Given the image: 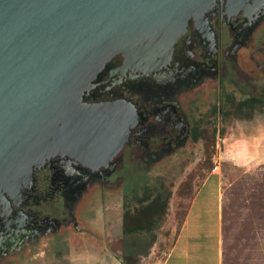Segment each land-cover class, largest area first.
Segmentation results:
<instances>
[{"label":"water","instance_id":"obj_1","mask_svg":"<svg viewBox=\"0 0 264 264\" xmlns=\"http://www.w3.org/2000/svg\"><path fill=\"white\" fill-rule=\"evenodd\" d=\"M214 3L0 0V192L54 154L90 168L115 155L137 116L126 101L86 102L105 63L121 53L124 71L160 72L189 20Z\"/></svg>","mask_w":264,"mask_h":264},{"label":"flooded vegetation","instance_id":"obj_2","mask_svg":"<svg viewBox=\"0 0 264 264\" xmlns=\"http://www.w3.org/2000/svg\"><path fill=\"white\" fill-rule=\"evenodd\" d=\"M246 5L245 10L232 9L226 0H215L201 18L190 19L160 72L134 73L131 67L124 71L121 53L105 63L86 102H129L137 118L126 142L95 168L69 155L48 156L13 190H2L0 264L8 258L20 262L40 249L37 244L43 238L53 242L63 230L89 236L96 248H116L111 226L101 236L90 235L72 205L80 201L83 207L89 190L111 187L123 178L125 160L141 146L149 159H156L195 139L188 108L198 92L213 89L218 100L221 94L233 101L236 96L240 108H264V0H247Z\"/></svg>","mask_w":264,"mask_h":264},{"label":"rangeland","instance_id":"obj_3","mask_svg":"<svg viewBox=\"0 0 264 264\" xmlns=\"http://www.w3.org/2000/svg\"><path fill=\"white\" fill-rule=\"evenodd\" d=\"M230 92L233 91L228 94ZM220 97L218 100L212 89L200 91L192 98L188 117L195 139L180 142L156 159H149L147 150L141 146L125 160L123 178L116 179L111 187L89 190L83 207L80 201L72 205L79 223L90 235L101 236L105 227L111 226L110 233L116 241L114 249L121 264L160 263L181 226L189 198L208 174L214 175L207 177L190 218L198 215L200 225L215 228L219 214L218 177L221 264H264V227L257 229L254 225V235H246L243 223L247 211L240 205L246 202L242 188L248 187L252 182L250 178L264 166V108L255 107L251 111L250 105L240 108L236 96V101L223 94ZM237 107L240 110L236 111ZM245 116L250 118L245 119ZM214 166L217 169L212 171ZM157 191L168 198L153 228L124 233V211L131 213ZM223 205L225 213L222 215ZM202 216L207 220L203 221ZM91 241L89 236L63 230L53 242L43 238L37 244L40 249L20 262L8 258L5 264H73L72 257L68 260L71 251L93 249ZM86 254L75 262L85 263Z\"/></svg>","mask_w":264,"mask_h":264},{"label":"crops","instance_id":"obj_4","mask_svg":"<svg viewBox=\"0 0 264 264\" xmlns=\"http://www.w3.org/2000/svg\"><path fill=\"white\" fill-rule=\"evenodd\" d=\"M208 174L201 184L196 188L192 199L189 202L187 211L183 217L181 226L176 233L172 244L164 254L159 264H221V239H220V179L218 181V205L219 211L216 219L217 224L214 229H207L206 224L200 225V216H192L190 218V212L192 206L197 199L198 194L204 187ZM202 209V208H201ZM203 217V216H202ZM207 220L203 217V221ZM211 220V218H209ZM196 222L198 224H196ZM83 250L77 249L71 251V256L68 258L71 261V257L76 261L80 257L86 254V262L73 264H121L117 251L113 249H107L103 247ZM83 254V255H81Z\"/></svg>","mask_w":264,"mask_h":264},{"label":"trees","instance_id":"obj_5","mask_svg":"<svg viewBox=\"0 0 264 264\" xmlns=\"http://www.w3.org/2000/svg\"><path fill=\"white\" fill-rule=\"evenodd\" d=\"M240 108H236V111ZM252 111V107H250ZM245 119H249V116H245ZM251 184L248 187H243L241 193H245L246 202L241 203L243 208L246 209V220L243 230L246 235L253 233V226H257V229L264 227V166L261 167L260 171L255 173L251 178ZM194 194L189 198L192 199ZM167 195L155 194L151 199L145 198V204L138 206L129 213L127 210L123 215V231L124 233L136 232L137 230H149L155 225V221L158 220L161 214L164 212ZM141 202V201H139ZM189 203L186 206V210L183 213V217L187 211ZM225 205L222 206V215L224 212ZM183 217L181 222L183 221ZM255 221V222H254ZM256 235V234H255Z\"/></svg>","mask_w":264,"mask_h":264},{"label":"built area","instance_id":"obj_6","mask_svg":"<svg viewBox=\"0 0 264 264\" xmlns=\"http://www.w3.org/2000/svg\"><path fill=\"white\" fill-rule=\"evenodd\" d=\"M217 169V167L216 166H214V168H213V170L212 171H214V170H216Z\"/></svg>","mask_w":264,"mask_h":264}]
</instances>
